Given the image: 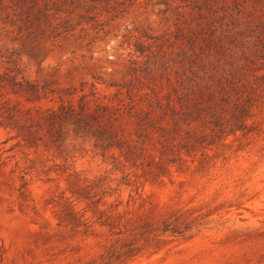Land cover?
<instances>
[{"label": "rangeland", "instance_id": "rangeland-1", "mask_svg": "<svg viewBox=\"0 0 264 264\" xmlns=\"http://www.w3.org/2000/svg\"><path fill=\"white\" fill-rule=\"evenodd\" d=\"M53 1L68 20L54 44L9 26L0 9V71L16 67L46 84L41 105L79 93L82 82L107 92L133 39L170 25L162 0H133L95 27L76 4ZM6 4L22 11L19 0ZM255 119L257 132L230 138L208 169L197 160L161 183L134 184L73 131L45 150L0 127V264H264V105Z\"/></svg>", "mask_w": 264, "mask_h": 264}, {"label": "trees", "instance_id": "trees-1", "mask_svg": "<svg viewBox=\"0 0 264 264\" xmlns=\"http://www.w3.org/2000/svg\"><path fill=\"white\" fill-rule=\"evenodd\" d=\"M0 0L9 26L51 41L67 33L53 0ZM133 0H59L76 4L98 25ZM169 28L133 39L128 66L100 93L91 83L56 104L52 92L16 67L0 71V127L25 147L59 148L68 131L92 140L126 184L161 183L199 160L211 167L230 138L258 130L264 105V0H162ZM13 15V17L11 16ZM7 59L6 62H9ZM67 169V168H64Z\"/></svg>", "mask_w": 264, "mask_h": 264}]
</instances>
